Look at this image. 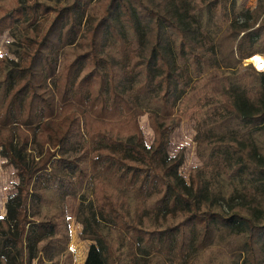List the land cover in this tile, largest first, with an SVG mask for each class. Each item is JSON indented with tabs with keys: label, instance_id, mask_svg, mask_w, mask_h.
<instances>
[{
	"label": "trees",
	"instance_id": "trees-1",
	"mask_svg": "<svg viewBox=\"0 0 264 264\" xmlns=\"http://www.w3.org/2000/svg\"><path fill=\"white\" fill-rule=\"evenodd\" d=\"M239 2L0 0V264H74L69 197L83 264H264V0Z\"/></svg>",
	"mask_w": 264,
	"mask_h": 264
},
{
	"label": "rangeland",
	"instance_id": "rangeland-1",
	"mask_svg": "<svg viewBox=\"0 0 264 264\" xmlns=\"http://www.w3.org/2000/svg\"><path fill=\"white\" fill-rule=\"evenodd\" d=\"M254 4H255V0H241V2H239L235 7L238 20L240 21L242 20L241 18L242 8L250 9L254 6ZM11 41L12 39L7 33L1 36L0 55L7 54L6 43ZM8 56L9 58L14 59L13 56L9 54ZM262 58L264 64V57ZM245 65L248 66V64ZM257 70L264 71V66L262 69H257ZM193 125L194 122L192 121H188V120L182 121L180 127H178L170 137L169 147L167 149L168 155L173 156L178 153L179 149L184 148L185 161L179 169V174L185 179L187 184L189 183L190 169L198 165V161L195 155V145L193 143V137H194ZM139 126L143 132L145 142L149 146L153 141V133L148 126L147 118L145 116L139 119ZM33 150H36L35 146L30 145L26 151V155ZM5 162L6 161L0 157V217H4L6 215V204L8 202V197L16 192V186L20 183V179L16 176L15 170L11 166L8 167L4 166ZM77 204L78 202L74 198L69 197L66 200L68 218L70 224L69 249L73 253L74 264H82L86 252L91 243L88 241H81L79 239V233H80L79 231H81V226L75 222V212H76Z\"/></svg>",
	"mask_w": 264,
	"mask_h": 264
},
{
	"label": "bare ground",
	"instance_id": "bare-ground-1",
	"mask_svg": "<svg viewBox=\"0 0 264 264\" xmlns=\"http://www.w3.org/2000/svg\"><path fill=\"white\" fill-rule=\"evenodd\" d=\"M246 62L247 64H252L257 69H262L264 66L263 58L260 55L254 56L248 59Z\"/></svg>",
	"mask_w": 264,
	"mask_h": 264
},
{
	"label": "crops",
	"instance_id": "crops-1",
	"mask_svg": "<svg viewBox=\"0 0 264 264\" xmlns=\"http://www.w3.org/2000/svg\"><path fill=\"white\" fill-rule=\"evenodd\" d=\"M80 230V229H79ZM80 232V231H79ZM87 253V252H86ZM87 255V254H86ZM86 255H85V257H84V260H85V258H86ZM84 260H83V262H84ZM83 262H82V264H83Z\"/></svg>",
	"mask_w": 264,
	"mask_h": 264
},
{
	"label": "water",
	"instance_id": "water-1",
	"mask_svg": "<svg viewBox=\"0 0 264 264\" xmlns=\"http://www.w3.org/2000/svg\"><path fill=\"white\" fill-rule=\"evenodd\" d=\"M246 61H247V60H246ZM246 61H244V63H245V64H247V62H246Z\"/></svg>",
	"mask_w": 264,
	"mask_h": 264
}]
</instances>
